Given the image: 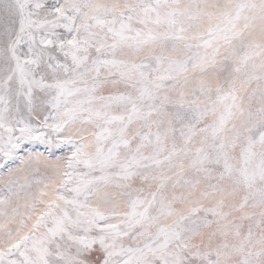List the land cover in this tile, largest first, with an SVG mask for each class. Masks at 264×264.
<instances>
[{
	"label": "snow or ice",
	"instance_id": "6c2138e0",
	"mask_svg": "<svg viewBox=\"0 0 264 264\" xmlns=\"http://www.w3.org/2000/svg\"><path fill=\"white\" fill-rule=\"evenodd\" d=\"M0 264H264V0H0Z\"/></svg>",
	"mask_w": 264,
	"mask_h": 264
},
{
	"label": "rangeland",
	"instance_id": "374dc122",
	"mask_svg": "<svg viewBox=\"0 0 264 264\" xmlns=\"http://www.w3.org/2000/svg\"><path fill=\"white\" fill-rule=\"evenodd\" d=\"M42 150V149H41ZM21 155H23V153H21ZM17 163H18V161H17ZM13 167H15V165H13Z\"/></svg>",
	"mask_w": 264,
	"mask_h": 264
}]
</instances>
